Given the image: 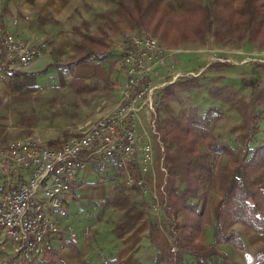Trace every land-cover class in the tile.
<instances>
[{"label":"trees","instance_id":"trees-1","mask_svg":"<svg viewBox=\"0 0 264 264\" xmlns=\"http://www.w3.org/2000/svg\"><path fill=\"white\" fill-rule=\"evenodd\" d=\"M174 1L186 17L180 20L183 32L188 30L197 38L211 33L214 38L236 34L239 39L264 40V0H206V4L201 0ZM128 2L129 6L119 2L113 12L116 20H107L112 32L149 27L165 30L173 24L171 6L164 0ZM99 33V36L80 35L79 40L73 41V55L57 63L67 69L82 63H102L108 56L110 43L104 30L99 29ZM202 87L211 99L226 105L240 118L247 130L243 141L226 142L218 136L215 126L222 118L219 110L211 106L201 109L190 104L189 97L179 98L180 92ZM5 88L10 93L22 90L19 75H9ZM171 102L183 107L172 119L160 121L156 128L166 171L162 192L159 190L158 194L167 231L162 232L155 222L147 221V239L154 251L151 264H237L219 248L244 250L234 226L257 236L264 235V140L259 142L256 136L264 134V88L242 101L226 91L225 86L207 88L191 77L169 84L159 92V105ZM117 169L124 175L121 167ZM160 186L158 180L157 189ZM214 195L220 198L215 212L211 206ZM100 205L116 210L130 207L120 193ZM206 228L211 230L210 243L205 239ZM47 244L48 241L41 256L14 254L2 264H62L57 250ZM67 247L78 264H88L73 240ZM93 255L96 257L93 264H119L118 259Z\"/></svg>","mask_w":264,"mask_h":264},{"label":"built area","instance_id":"built-area-1","mask_svg":"<svg viewBox=\"0 0 264 264\" xmlns=\"http://www.w3.org/2000/svg\"><path fill=\"white\" fill-rule=\"evenodd\" d=\"M43 48L44 44L19 38L1 18L0 83L15 73L12 68L27 67ZM167 56L154 38L130 35L115 62L123 82L111 109L57 148L43 145L36 137L0 148V230L12 253L42 255L46 241L58 231L54 212L62 207L76 174L87 166L121 167L123 192L136 188L150 194L156 209L155 172L165 177V169L163 157L157 161L153 148L158 138L155 97L177 77L173 74L169 82L159 74Z\"/></svg>","mask_w":264,"mask_h":264},{"label":"rangeland","instance_id":"rangeland-1","mask_svg":"<svg viewBox=\"0 0 264 264\" xmlns=\"http://www.w3.org/2000/svg\"><path fill=\"white\" fill-rule=\"evenodd\" d=\"M73 1L77 7L69 17L62 20L60 31L62 36L68 37L73 43V41L79 40L80 35L83 34L99 36V29H102L108 35L106 40L110 43V48L114 49L111 53L119 56L123 43L130 35H148L156 40L159 47L166 54L177 52V54H174L178 64L173 68L164 65L159 70V74L164 75L169 82L171 81L170 76L175 72L185 73L188 71V74H181L175 78L182 80L200 74L201 71L199 70L204 69L206 63L209 64L208 68L204 69L199 77H196L197 79L202 77L203 74L207 76L206 82L209 81L208 78H215L214 75L217 73L228 75V77L237 76L235 81L231 82V87H234L236 91H239L240 88L251 87V82L259 76H264V40L262 38L251 39L245 37L239 39L236 38V34L214 38L211 33L204 35L203 38H197L189 34L188 30L183 32L180 20L184 18V11L175 4L174 0H164L171 6V21H173V24L166 27L165 30L160 28L152 30L149 27L147 30L135 28L122 29L117 32H112L107 27V20L110 18L116 20L113 12L117 5L122 2L124 5L129 6L128 0ZM201 1L204 4L207 3L206 0ZM8 22L9 20L6 21V25ZM181 32L183 33L181 34ZM65 59L58 60L56 57L42 53L32 61L40 62L35 69H30L31 65L12 68L19 75L23 86L22 90L18 92L10 93L5 88L6 80L0 83V148H4L11 141L23 140L28 137H36L43 145L57 148L67 139L77 136L110 108L111 105L107 104L110 102L109 94L111 97H117L118 84L123 81V74L116 69V65L110 70L111 76L115 80L114 83L108 84L105 82L102 73L96 74V78L100 79V84L98 87L93 88L89 94L90 90L88 89L90 88L87 86L90 83L95 85L97 83L95 81L85 82L84 80L73 79L72 83L68 84L72 79V70L57 63V61L63 62ZM228 65L233 68L226 70L225 67ZM216 70L218 71L216 72ZM95 73L94 76H96ZM116 81L119 83H116ZM169 84L171 83H167V85ZM33 86L38 88L35 92H31L35 96H32L28 91H24V87ZM111 87L114 89L108 94ZM159 92L155 97L156 125L160 122L158 109L164 105L158 104ZM190 97L194 101L192 103L198 105L201 109H206L216 103L204 90L200 89L192 93ZM153 148L155 158L158 161L160 156L163 157L159 133ZM111 174L112 171L101 172L99 176H111ZM115 174L117 178L114 181V195L122 194L127 199L130 207L137 208L145 215L147 221L155 222L157 227L166 233L167 221L163 218V204H161L158 194L159 190L162 192V186L157 189L158 180L163 185L162 181L166 177L158 171L155 172L157 206L153 210V199H151L150 194L142 193L136 188L129 189L125 194L123 192L125 190L123 176L119 173V170H115ZM107 179L109 178L107 177ZM145 180L146 182L150 181L148 177H145ZM262 188H264V182ZM101 214L102 211H99V215L94 218L90 217L92 224L100 222ZM86 220H89V218L87 217ZM105 223L108 225V218ZM107 225L101 224V227L106 230L108 229ZM205 233L207 240L210 241V228H206ZM11 255H14V253L4 242V235L0 230V264ZM256 256L257 263H261L264 256L259 253ZM93 260H96L95 257ZM138 260L141 261L142 259L139 258ZM143 260L146 261L145 264H148L147 260Z\"/></svg>","mask_w":264,"mask_h":264},{"label":"crops","instance_id":"crops-1","mask_svg":"<svg viewBox=\"0 0 264 264\" xmlns=\"http://www.w3.org/2000/svg\"><path fill=\"white\" fill-rule=\"evenodd\" d=\"M76 7L77 5L73 0H0V19H4L5 22L9 20L7 26L19 38L27 39L35 45L44 44L43 54L46 53L61 60L71 56L74 52L72 40L62 36L60 31L62 29V20L69 17ZM12 20H16L15 26L11 25ZM112 51L114 49L110 48L107 58L100 64L96 62L82 63L73 67L71 69L72 79L70 78L71 81L68 84H71L73 79L84 80L85 82L95 81L96 85L90 83L87 86L90 88L88 89L90 94L91 90L100 84V79L96 78V74L102 73L106 83H114L115 80H113L110 70L115 66L117 55L111 53ZM174 53L177 54V52L168 54L165 66L173 68L178 64ZM39 63L36 61L29 64V66L31 65L30 69H35ZM208 66V63L204 64V69L206 70ZM231 68L233 67L230 65L225 67L226 70ZM204 69L202 68L199 71L203 72ZM94 73L96 76H94ZM174 74L177 76L185 75L188 74V71L185 73L175 72ZM200 74L194 77H199ZM214 76L215 78L213 79L208 78V82H206L207 76L204 74L198 79L207 88L217 85L225 86L226 91L233 93L242 101H247L264 88V76H259L251 82V87L240 88L239 91L231 87V82H234L237 76L228 77V75L220 73ZM180 81L182 79H174L171 84H176ZM116 83L119 82L116 81ZM121 83L118 84V88L116 87L118 89L117 97H111L109 94L114 88L111 87L108 92L110 102L107 104L111 105L110 108L119 99ZM36 89L38 88L35 86L24 87V91L30 93L35 92ZM197 90L180 92L179 98L182 99L187 96L189 97V103L196 105L192 103L194 101L190 96ZM200 90H204L203 87ZM31 95L35 96L33 93ZM214 101L216 103L210 106L216 108L222 114V118L215 126V132L226 142L232 140L243 141L247 136V130L240 118L226 105L216 100ZM182 107L177 102L166 103L159 107V121L172 119ZM256 136L259 142L264 140V134L259 133ZM117 168L120 167L115 164L104 165L103 167L87 166L83 172H78L71 185L70 193L65 195L62 200V207L54 212L52 217L58 231L47 240V246L57 250L58 259L62 264H78L72 251L67 247V243L70 240L75 242L77 249L83 255V258L88 261V264L94 263L93 250L95 251L94 254H100L106 259H118L119 264H145L146 261L143 259L147 260L148 264L152 263L154 251L148 243L145 215L135 207L116 210L110 206L102 207L100 205L101 202L109 201L114 196V181L117 178L115 170H119ZM108 171H112L111 176H99L101 172ZM122 171L125 174V170L123 169ZM219 201L220 198L217 195L212 197L211 206L214 212L217 210ZM99 211H102L100 222L92 224L90 217L94 218L99 215ZM87 217L90 221L86 220ZM107 218L108 225L105 223ZM101 224L107 225L108 229H103ZM234 230L239 234L244 250L235 251L226 246L219 247L220 250L237 264H258L256 254L259 253L264 256V235L257 236L246 232L238 225L234 226ZM206 242L210 243L211 240L208 241L206 238ZM139 258L142 260L139 261ZM259 264H264V257Z\"/></svg>","mask_w":264,"mask_h":264}]
</instances>
